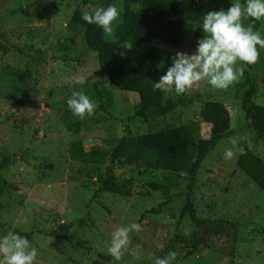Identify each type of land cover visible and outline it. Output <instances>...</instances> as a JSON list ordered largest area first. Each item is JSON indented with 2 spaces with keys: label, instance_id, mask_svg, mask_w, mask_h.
Masks as SVG:
<instances>
[{
  "label": "rangeland",
  "instance_id": "rangeland-1",
  "mask_svg": "<svg viewBox=\"0 0 264 264\" xmlns=\"http://www.w3.org/2000/svg\"><path fill=\"white\" fill-rule=\"evenodd\" d=\"M106 0H0V235L8 231L28 233L38 250L35 264H154L170 250L173 264H264V191L236 166L239 147L251 145L263 160L264 148L254 140L240 108L246 86L244 73L224 89H213L206 80L190 92L202 98L179 105L166 116H134L138 94L111 87L103 80L97 56L86 47L83 32L69 23L75 9L105 6ZM212 10H227L234 0H188ZM239 2H241L239 0ZM119 9L121 0H114ZM250 24V19L242 21ZM202 19L177 29L178 45L159 44V79L171 66V57L191 54L205 34ZM264 38V18L259 28ZM112 36L107 38H112ZM255 64L242 65L254 77L253 100L264 105V48ZM83 77V82L77 79ZM82 90L104 108L83 118L72 113L67 99ZM165 100H175L173 88L161 90ZM27 98L39 107L17 106ZM204 100L223 102L230 113L232 135L220 140L203 161L193 190L196 222L180 217L185 182L166 170L140 165H110L109 150L124 134H140L196 121L199 135H209L201 121ZM79 121L80 131L67 129ZM236 145L233 146L232 142ZM100 147L96 161L78 158ZM233 148L235 155L224 158ZM7 159L8 164H3ZM112 172L117 181L131 180V195L97 191L96 174ZM170 180L166 197L150 190L149 182ZM167 199L158 213L150 212ZM138 223L130 248L120 260L107 254L111 233L118 227ZM56 230L69 240L50 235ZM23 236V235H22ZM25 236V235H24Z\"/></svg>",
  "mask_w": 264,
  "mask_h": 264
},
{
  "label": "trees",
  "instance_id": "trees-1",
  "mask_svg": "<svg viewBox=\"0 0 264 264\" xmlns=\"http://www.w3.org/2000/svg\"><path fill=\"white\" fill-rule=\"evenodd\" d=\"M114 0H106L107 7ZM243 4L244 0H240ZM122 10L120 20L115 25L113 37L107 38L103 30L94 24H89L81 18L82 10L75 9L69 23L81 29L84 41L89 51L94 52L100 66L103 80L111 87L121 91L138 94V102L134 116L146 119L149 116H166L179 105H189L202 98L200 92H186L177 95L175 100H165L161 90H153L154 81H159L158 60L160 56L159 44L178 45L181 37L177 29L183 24L202 19L203 15L212 11L210 6L197 5L188 0H121ZM259 31L261 20L250 18ZM124 41H131L132 50H121L119 45ZM126 51V55L117 54ZM255 78L249 76L248 69H244L246 88L240 101V108L244 113L254 140L264 148V105L254 102L256 92ZM174 90V88H173ZM17 106L39 107L38 102L27 98L15 99ZM104 108L102 103L96 105L95 110ZM201 121L209 125V135L201 137L196 121L175 126H168L160 130L140 133L124 134L117 139L109 150L110 165L135 164L149 169L166 170L176 173L185 182L184 204L180 210V217L188 214L196 222L193 203L194 184L199 169L216 144L232 135L230 128V113L227 106L220 101L204 100L199 110ZM80 122H69L66 127L73 133L80 131ZM246 154H238L236 166L264 191L263 160L254 154L247 145ZM100 147L84 151L81 145L77 147L78 158L85 161H96L103 155ZM3 164H8L4 159ZM3 165H0V168ZM97 191L109 192L121 196L131 195V180L117 181L113 173L98 172L96 174ZM170 186L168 178L161 182H149L150 190L158 191L162 197L167 196ZM167 199L162 200L156 208L149 211L158 213ZM52 236L69 240L67 235H61L56 230L49 233ZM28 235V233H21Z\"/></svg>",
  "mask_w": 264,
  "mask_h": 264
},
{
  "label": "clouds",
  "instance_id": "clouds-1",
  "mask_svg": "<svg viewBox=\"0 0 264 264\" xmlns=\"http://www.w3.org/2000/svg\"><path fill=\"white\" fill-rule=\"evenodd\" d=\"M118 17L119 9L115 4L89 6L82 9L81 15L87 23L99 26L108 37L112 36ZM249 17L254 21L264 18V0H244L243 4L234 0L227 10L206 12L200 26L205 35L198 39L195 52L188 54L179 51L172 56L171 66L159 81H154L153 90L174 88L177 95H183L202 80H206L213 89L229 88L243 76L244 67H237L238 62H242V65L255 64L260 57L257 46L264 48V38L254 24L245 25L242 22ZM119 49L132 50L133 44L124 41ZM117 54L124 56L126 51ZM77 82L82 83L83 77H79ZM66 103L72 113L81 118L91 116L96 108V104L82 90L72 91ZM232 144L235 147L236 142ZM247 147L251 148V145ZM239 153L246 154V148L240 146ZM234 155L233 148L225 149V159H231ZM142 230L138 223L116 228L111 233L107 254L114 260H120L125 251L137 255L141 246L130 248V234ZM37 256V248L31 245L26 236L14 231L0 235V264H35ZM176 256V251L170 250L166 256L156 258L154 264H173Z\"/></svg>",
  "mask_w": 264,
  "mask_h": 264
}]
</instances>
